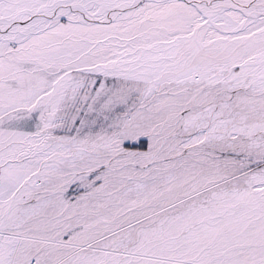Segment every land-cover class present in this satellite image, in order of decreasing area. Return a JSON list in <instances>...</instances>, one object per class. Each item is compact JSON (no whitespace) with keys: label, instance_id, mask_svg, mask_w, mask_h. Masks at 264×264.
Returning a JSON list of instances; mask_svg holds the SVG:
<instances>
[{"label":"snow or ice","instance_id":"6c2138e0","mask_svg":"<svg viewBox=\"0 0 264 264\" xmlns=\"http://www.w3.org/2000/svg\"><path fill=\"white\" fill-rule=\"evenodd\" d=\"M0 264H264V0H0Z\"/></svg>","mask_w":264,"mask_h":264}]
</instances>
